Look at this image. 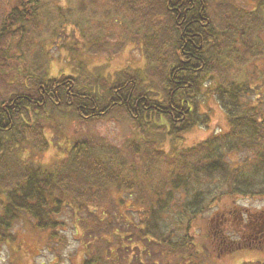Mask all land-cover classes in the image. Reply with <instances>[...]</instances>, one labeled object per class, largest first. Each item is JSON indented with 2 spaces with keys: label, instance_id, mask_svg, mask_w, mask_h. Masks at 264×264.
<instances>
[{
  "label": "trees",
  "instance_id": "16d2710c",
  "mask_svg": "<svg viewBox=\"0 0 264 264\" xmlns=\"http://www.w3.org/2000/svg\"><path fill=\"white\" fill-rule=\"evenodd\" d=\"M62 1L0 0V244L13 242L24 220L56 241L70 212L81 230L80 264H207L233 243L230 228L211 224L210 209L224 198H264V64L253 77H231L264 60V0L246 9L233 0ZM98 6L106 22L117 17L125 26L144 67L104 75L79 61L81 49L97 55L107 47L86 35ZM54 45L69 65L77 62L70 73L49 75ZM203 89L228 131L176 149L200 124ZM122 117L133 132L121 146L84 134L56 143L62 157L54 164L33 161L50 145L45 129L66 142L63 126ZM164 142L168 152L157 149ZM243 216L241 231L264 239V220ZM202 219L210 225L199 242Z\"/></svg>",
  "mask_w": 264,
  "mask_h": 264
},
{
  "label": "rangeland",
  "instance_id": "374dc122",
  "mask_svg": "<svg viewBox=\"0 0 264 264\" xmlns=\"http://www.w3.org/2000/svg\"><path fill=\"white\" fill-rule=\"evenodd\" d=\"M49 1L54 4L57 0ZM233 1L245 9L251 8L249 0ZM61 4L64 8L71 7L65 4V0ZM94 10L97 11L96 13L94 12L96 16L92 20V28L89 29L86 35H89L91 39L94 37L97 39L96 34H98L100 43H106L105 46L107 47H104V51L97 53V55L84 54V50L81 49L83 52L80 51L78 59L79 61L86 60L87 71L92 72L94 68H100L99 71L101 73L108 75L123 69L144 67L143 57L132 41L129 40V36L125 32V26L121 27L119 25L120 20L117 17H112L111 21L107 20L106 22L104 19L106 16L102 13L100 6ZM68 31L67 28L65 34L69 33ZM74 37L80 40L78 34H74ZM70 39L72 42L73 38ZM117 44L124 45L121 51L115 52ZM44 50L49 51V45H46ZM66 53L65 50H58V47L56 48L55 45L54 47H50V52L46 56V63H48V73L51 77H56L59 73L68 74L71 72V69L76 67V61H74L72 66L69 65L71 58ZM253 63V65H243V67L241 66L231 71V77L236 79L240 76L241 79L243 74L253 77L251 70L262 68L264 60H256ZM254 65L257 67L254 68ZM5 71L7 72V70ZM256 78H258L257 75ZM249 80L253 82L256 79L250 78ZM205 90L203 89L200 93L201 95L196 98V110L201 120L200 124L177 139L175 143L176 149L188 148L212 137L223 135L228 131L227 120L223 110L216 102V99ZM117 120L102 119L90 124L74 122L71 125H67V127L63 126L60 129L63 135L61 138L62 140H67L66 142L60 141L57 135L45 129L50 145L47 151L38 153L33 158V161L35 163L40 162L44 166L54 164L62 157V153L59 152L60 150L57 148L56 143L60 142L61 146L66 145V143L70 145L72 140L84 134L98 135L115 146H121L126 139L132 137L133 130L127 118L122 117ZM52 142L54 145H52ZM161 145V147L157 145V149L160 150L161 148L165 152L170 150L167 142ZM239 157H237V160ZM124 197L135 198L132 193L124 194ZM218 204L219 206L215 207V204L206 216L212 218L211 224H214L216 227L219 225L223 231L230 228V232L234 233V235L229 232L226 236L233 243L232 245H225L227 247H224L223 252L225 253L222 255H220L222 252H218V250L211 252V261L207 264H264V239L260 238L261 241L255 240L250 230L249 232L241 231L240 224L238 225L241 220H245L243 215H248L249 213L257 214L261 218V221L264 220V198H224ZM232 207H235L234 212L236 216L233 217L230 214L225 216L226 208ZM220 212L221 214L223 212L221 219L219 218ZM206 216L204 217L205 219ZM239 216L242 217L241 220H238ZM226 217L228 218L227 223L225 222ZM62 220L65 225L62 229L58 230L56 241H47V235L33 230L28 221L19 222L15 227L16 235L14 241L0 244V264H80L82 261V247L79 241L80 235L78 234L81 233V230L77 226H74V217L70 212L63 214ZM209 225V223H205L204 219L200 220L199 228L201 230L196 234L197 241H202V236H204L202 229ZM236 230L239 232L238 234ZM229 247L232 248V251L227 253Z\"/></svg>",
  "mask_w": 264,
  "mask_h": 264
}]
</instances>
